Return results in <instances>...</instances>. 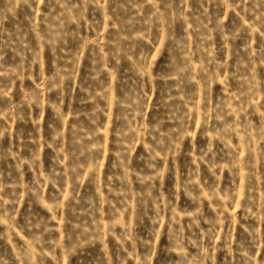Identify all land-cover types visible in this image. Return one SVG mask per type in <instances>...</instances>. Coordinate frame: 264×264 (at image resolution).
<instances>
[{
    "label": "rangeland",
    "instance_id": "rangeland-1",
    "mask_svg": "<svg viewBox=\"0 0 264 264\" xmlns=\"http://www.w3.org/2000/svg\"><path fill=\"white\" fill-rule=\"evenodd\" d=\"M0 264H264V0H0Z\"/></svg>",
    "mask_w": 264,
    "mask_h": 264
}]
</instances>
